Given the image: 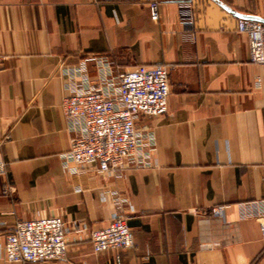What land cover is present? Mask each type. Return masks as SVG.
Listing matches in <instances>:
<instances>
[{"label":"crops","instance_id":"obj_1","mask_svg":"<svg viewBox=\"0 0 264 264\" xmlns=\"http://www.w3.org/2000/svg\"><path fill=\"white\" fill-rule=\"evenodd\" d=\"M150 1L0 0V264L260 263L264 65L249 61L236 21H264V0H156V21ZM156 63L168 66V110L138 118L122 169L63 167L81 131L62 98ZM119 213L133 246L93 252L89 231ZM53 215L67 228L65 258L5 259L16 221Z\"/></svg>","mask_w":264,"mask_h":264},{"label":"built area","instance_id":"obj_2","mask_svg":"<svg viewBox=\"0 0 264 264\" xmlns=\"http://www.w3.org/2000/svg\"><path fill=\"white\" fill-rule=\"evenodd\" d=\"M148 6L151 19L156 21L157 1L151 0ZM184 9L190 10L191 6L186 4ZM236 30L247 36L249 61L264 65V21L238 18ZM168 95V66L164 63L140 64L124 71L117 75L111 88L98 83L74 89L62 98L61 108L66 120L81 133L61 153V164L73 172L117 174L137 150L138 118L166 114ZM4 170L5 165L0 162V171ZM211 211H216V207ZM252 216L258 222L264 248V212ZM126 219L125 213L114 214L106 226L91 229L88 238L93 252L133 246L132 230ZM75 230L82 231L84 226ZM67 250V228L56 215L18 220L5 234L4 257L8 262L60 260L65 258Z\"/></svg>","mask_w":264,"mask_h":264},{"label":"rangeland","instance_id":"obj_3","mask_svg":"<svg viewBox=\"0 0 264 264\" xmlns=\"http://www.w3.org/2000/svg\"><path fill=\"white\" fill-rule=\"evenodd\" d=\"M259 264H264V254L262 255V259Z\"/></svg>","mask_w":264,"mask_h":264}]
</instances>
